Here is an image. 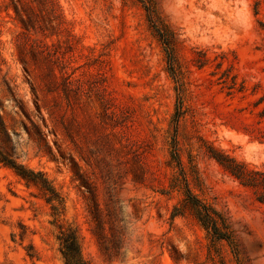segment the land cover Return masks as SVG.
I'll return each mask as SVG.
<instances>
[{
    "label": "rangeland",
    "instance_id": "obj_1",
    "mask_svg": "<svg viewBox=\"0 0 264 264\" xmlns=\"http://www.w3.org/2000/svg\"><path fill=\"white\" fill-rule=\"evenodd\" d=\"M0 150V264H264V0H0Z\"/></svg>",
    "mask_w": 264,
    "mask_h": 264
},
{
    "label": "trees",
    "instance_id": "obj_2",
    "mask_svg": "<svg viewBox=\"0 0 264 264\" xmlns=\"http://www.w3.org/2000/svg\"><path fill=\"white\" fill-rule=\"evenodd\" d=\"M209 151L218 162L231 172V174L235 175L243 182L253 183L251 178L253 171L244 163L237 161L233 157L228 156L221 150L212 146H210ZM173 158L183 170L180 154L177 150L174 151ZM0 160L6 165L12 167L18 175L29 183H33L43 190L47 202L53 203L55 213L59 211L60 206L63 205V197L44 173L41 171H35L34 169L17 162L15 159L4 154L1 150ZM186 194L187 197L185 198L184 205L192 211L196 218L206 228L212 229L214 233L219 235V237H226L224 236L225 234L221 232V226L213 214L216 213V211L211 210V208L197 198L188 187L186 188ZM177 211V213H183V208L178 207ZM57 238L60 241V251L63 257V264H90L89 260L84 255L80 235L77 229L72 226H61Z\"/></svg>",
    "mask_w": 264,
    "mask_h": 264
}]
</instances>
